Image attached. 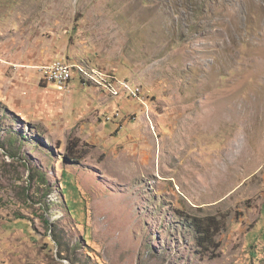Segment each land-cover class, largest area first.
<instances>
[{
    "label": "rangeland",
    "instance_id": "rangeland-1",
    "mask_svg": "<svg viewBox=\"0 0 264 264\" xmlns=\"http://www.w3.org/2000/svg\"><path fill=\"white\" fill-rule=\"evenodd\" d=\"M0 264H264V0H0Z\"/></svg>",
    "mask_w": 264,
    "mask_h": 264
},
{
    "label": "bare ground",
    "instance_id": "bare-ground-1",
    "mask_svg": "<svg viewBox=\"0 0 264 264\" xmlns=\"http://www.w3.org/2000/svg\"><path fill=\"white\" fill-rule=\"evenodd\" d=\"M58 68H60V73L73 72L74 76L76 73L81 75L85 80L95 83L100 88H104L108 93L115 95V97L122 99L125 94H127L126 96L130 97L138 96L137 91H135L130 86L123 83L124 87H122L120 84L115 83L114 81H109L105 75L95 69L88 70L83 68L81 65L70 64L62 60H57L56 63L51 64V70H58ZM56 88L60 91V87Z\"/></svg>",
    "mask_w": 264,
    "mask_h": 264
},
{
    "label": "built area",
    "instance_id": "built-area-1",
    "mask_svg": "<svg viewBox=\"0 0 264 264\" xmlns=\"http://www.w3.org/2000/svg\"><path fill=\"white\" fill-rule=\"evenodd\" d=\"M60 60H62V59H60ZM52 63H56V61H54ZM41 70H43V72H44V75H45L44 81H46L48 86L60 87L61 92L67 93V92L71 91V83H72V79H74L73 72L60 73V68H58V70H51V63L44 65ZM107 78L109 81H113V79L111 77L107 76ZM115 82L120 84L122 87H124L123 81L117 80ZM106 94L115 98V95H112V93H106ZM126 95L127 94H125V96Z\"/></svg>",
    "mask_w": 264,
    "mask_h": 264
},
{
    "label": "trees",
    "instance_id": "trees-1",
    "mask_svg": "<svg viewBox=\"0 0 264 264\" xmlns=\"http://www.w3.org/2000/svg\"><path fill=\"white\" fill-rule=\"evenodd\" d=\"M77 74V73H76ZM80 76V78H81V80H82V82L84 83V84H90V85H94V86H96L93 82H91V81H87V80H85L81 75H79ZM43 83H45L46 85H47V83H46V81H43ZM97 87V86H96ZM101 89V88H100ZM104 92H106V90L103 88L102 89ZM207 227H208V229L210 228L208 225H207ZM207 229V230H208ZM204 236L205 235H207V232L206 233H204L203 234Z\"/></svg>",
    "mask_w": 264,
    "mask_h": 264
},
{
    "label": "crops",
    "instance_id": "crops-1",
    "mask_svg": "<svg viewBox=\"0 0 264 264\" xmlns=\"http://www.w3.org/2000/svg\"><path fill=\"white\" fill-rule=\"evenodd\" d=\"M49 59H50V58L47 57V61H48ZM57 60H58V59H56V61H57ZM59 60H60V59H59ZM44 65H46V63H44L43 66H44ZM74 65H77V64H74ZM43 66H41V67H43ZM41 67H40V69H41ZM72 83H73V82H72ZM71 86H72V85H71ZM53 88H54V87H53ZM55 89H57V88L55 87ZM57 90H58V89H57Z\"/></svg>",
    "mask_w": 264,
    "mask_h": 264
}]
</instances>
